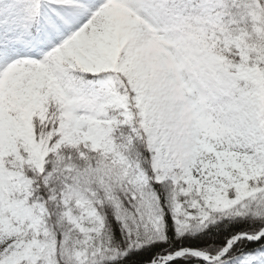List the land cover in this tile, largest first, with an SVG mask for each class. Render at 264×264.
<instances>
[{
	"label": "snow or ice",
	"instance_id": "snow-or-ice-1",
	"mask_svg": "<svg viewBox=\"0 0 264 264\" xmlns=\"http://www.w3.org/2000/svg\"><path fill=\"white\" fill-rule=\"evenodd\" d=\"M0 264H264V0H0Z\"/></svg>",
	"mask_w": 264,
	"mask_h": 264
}]
</instances>
